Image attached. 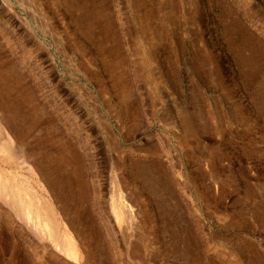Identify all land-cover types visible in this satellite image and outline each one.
I'll use <instances>...</instances> for the list:
<instances>
[{
	"label": "rangeland",
	"instance_id": "374dc122",
	"mask_svg": "<svg viewBox=\"0 0 264 264\" xmlns=\"http://www.w3.org/2000/svg\"><path fill=\"white\" fill-rule=\"evenodd\" d=\"M0 170V264H264V0H0Z\"/></svg>",
	"mask_w": 264,
	"mask_h": 264
},
{
	"label": "bare ground",
	"instance_id": "6f19581e",
	"mask_svg": "<svg viewBox=\"0 0 264 264\" xmlns=\"http://www.w3.org/2000/svg\"><path fill=\"white\" fill-rule=\"evenodd\" d=\"M7 156L10 160L14 159L11 154H7ZM23 163L24 165L27 164L26 162ZM27 170L34 171L30 164L27 165ZM35 181L39 189H34L26 178H17L14 173L7 174L0 170V198L2 202H12L13 206L18 207V212L28 225L34 230L37 229L43 239H47L56 247H60L59 249L66 253L65 255L69 256L70 259L78 260L81 255L79 241L71 233L68 234V229L65 228L66 231L65 229L64 231L61 230L62 221L59 220L51 200L43 195L45 192L41 193V190L46 189L45 185H42L39 179Z\"/></svg>",
	"mask_w": 264,
	"mask_h": 264
}]
</instances>
